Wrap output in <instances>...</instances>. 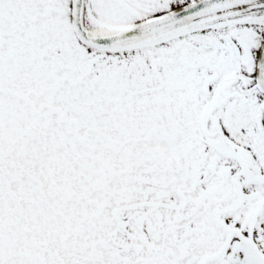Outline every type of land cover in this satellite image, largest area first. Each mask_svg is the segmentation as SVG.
<instances>
[{
	"label": "snow or ice",
	"instance_id": "1",
	"mask_svg": "<svg viewBox=\"0 0 264 264\" xmlns=\"http://www.w3.org/2000/svg\"><path fill=\"white\" fill-rule=\"evenodd\" d=\"M0 264H264V0H0Z\"/></svg>",
	"mask_w": 264,
	"mask_h": 264
}]
</instances>
